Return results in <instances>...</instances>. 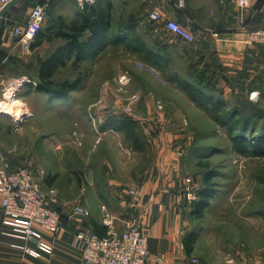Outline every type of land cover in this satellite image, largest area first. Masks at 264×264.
Instances as JSON below:
<instances>
[{"label": "rangeland", "instance_id": "obj_1", "mask_svg": "<svg viewBox=\"0 0 264 264\" xmlns=\"http://www.w3.org/2000/svg\"><path fill=\"white\" fill-rule=\"evenodd\" d=\"M121 2H117V13L124 10ZM128 4L141 13V31L149 43L155 35H161L162 25L149 20L155 6L151 0H130ZM68 8L69 12L76 9L72 5ZM184 19L185 23H179L193 31L197 38L196 25L186 16ZM175 39L169 34L167 40L176 46L177 55L167 70L154 68L142 56L125 48L110 49L97 63L82 64L77 73L68 65L59 73L60 78L74 77L78 73L83 78V84L72 99L50 103L49 97L44 95L31 96L33 117L16 125L13 122L11 131L0 128V142L12 154L39 160L48 167L39 177L50 174L57 178L54 188L46 190L58 199L59 209L62 203L72 207L86 203L90 207V177L98 175L94 165L99 160L107 157L116 175L130 179L135 172V162L137 168L141 163L147 164L150 152L158 144L156 138L158 142L162 132H175L174 135L179 136L175 135L173 142L177 146L184 145L185 149L181 151L187 165L185 176L194 178L199 193L209 168L217 189L202 218H190L196 260L202 259L205 264H245L246 260L258 259L262 263L264 157L239 154L230 131L217 123L212 113L195 103L178 84V78L196 82L188 66L205 59L195 57L200 50L198 40L188 44ZM178 52L186 54V58ZM209 67V75L214 76L219 90L217 97L227 110L236 107L242 115H259L254 117V132L264 135V91L253 97L254 93L247 92L245 80H226L220 69ZM123 76L126 79L122 80ZM134 95L140 96V102L134 112L128 114L125 111ZM112 116H128L137 121L142 150H137L124 133L110 128L108 121ZM101 131H117L119 135ZM96 141L98 147L94 151L92 144ZM55 145H61L60 152L54 151ZM183 194L188 202L185 184Z\"/></svg>", "mask_w": 264, "mask_h": 264}, {"label": "crops", "instance_id": "obj_2", "mask_svg": "<svg viewBox=\"0 0 264 264\" xmlns=\"http://www.w3.org/2000/svg\"><path fill=\"white\" fill-rule=\"evenodd\" d=\"M159 1L151 0V3L155 5L153 9L162 11L164 20L174 19L185 23L186 16L196 25L200 47L196 58H204L212 67L220 69L226 80H245L247 92L254 93L253 97L264 91V49L252 43L248 36L252 30L264 29V0H251L244 11L238 8L237 0H185L186 9L182 14L169 3ZM35 3L36 0L22 1L10 10L5 20L0 41V102L9 103L8 109L12 114L8 113L0 119L2 131H11L13 122L16 125L33 117L31 96L49 97L36 91L34 78L37 57L46 55L52 45L44 43L32 50L30 45L33 42L27 45L8 34V28L27 21ZM165 3L167 5H160ZM67 9L64 2L55 1L48 13L55 11L57 15L72 19L74 12ZM171 37L175 39L172 33ZM47 100L53 103L50 98ZM16 103L19 105L13 107ZM101 132L119 135L117 131ZM164 132L158 142L156 138L158 144L150 152L147 164L144 166L141 163L137 168V162L134 163L135 172L130 179L116 175L107 157L95 163L94 169L98 168L99 173L90 177V207L83 203L89 207L91 215L89 218L77 217L72 206L59 205L62 229L56 236L44 233L45 238L53 244L51 254L43 253L41 257L33 258L15 248V245L25 242L13 235V227L6 222L0 197V264H84V245L76 243V235L86 230L106 236L109 228L103 223L105 213L121 219L115 223L118 232L125 230V222L133 219L141 221L143 231L149 238L150 255L146 264H205L202 259L194 263L196 256L186 247L187 237L192 232V209L183 194L187 174L185 154H181V151H185L184 145L180 142L181 145L177 146L173 142L179 136H175V132ZM97 143L92 144L94 151ZM102 146L107 145L102 143ZM60 149L61 145H55V152ZM0 150L5 153L13 170L30 160L25 159L24 155L12 154L1 142ZM31 160L36 163L41 176L48 167L39 160ZM41 180L46 190L54 188L57 178L47 174ZM131 189L136 190V195L129 194ZM250 262L264 264L258 259L246 260L245 264Z\"/></svg>", "mask_w": 264, "mask_h": 264}, {"label": "trees", "instance_id": "obj_3", "mask_svg": "<svg viewBox=\"0 0 264 264\" xmlns=\"http://www.w3.org/2000/svg\"><path fill=\"white\" fill-rule=\"evenodd\" d=\"M55 1L64 2L66 7L69 5L75 7L74 17L69 19L57 15L55 11L48 13ZM119 1L94 0L92 3L86 1L81 5L76 1L51 0L42 29L30 45L32 50H36L44 43L52 45L51 51L37 57L35 62L37 71L34 80L37 92L48 95L53 102L70 101L73 93L83 84V78L79 73L74 77L70 75L60 78L61 70L71 65L77 73L82 64L87 61H90V64L97 63L112 48H125L137 53L158 70H167L171 67L173 57L177 55L175 53L177 48L167 40L171 32L165 28V20L156 23L149 19L163 27L161 35L158 34L157 37L155 35L154 40L149 43L141 31L142 21L139 19L141 13L136 7H129L130 0H122L120 5L124 10L117 13ZM176 11L181 13L179 10ZM151 36H154V33H151ZM175 38L179 39L176 36ZM178 53L182 58L187 56L182 52ZM209 66L206 60L188 66V72L196 77V82L177 77L174 79L178 80V84L195 103L208 109L216 122L230 131L234 148L239 154L264 157V135L261 133L257 135L254 132V117L259 115H242L236 107L227 110L225 104L217 97L219 90L214 76L209 75L211 71ZM108 124L110 128L124 133L137 150L144 148L141 135L137 131V121L128 116H112ZM206 170L208 171L204 175L203 185L198 193L199 198L190 203L191 216L198 219L202 218L217 193L215 183L212 181V171L209 168ZM186 247L188 252H193V234L188 235Z\"/></svg>", "mask_w": 264, "mask_h": 264}, {"label": "built area", "instance_id": "obj_4", "mask_svg": "<svg viewBox=\"0 0 264 264\" xmlns=\"http://www.w3.org/2000/svg\"><path fill=\"white\" fill-rule=\"evenodd\" d=\"M12 0H0V11ZM83 4L88 0H70ZM173 6L175 10L184 11L185 0H163ZM251 0H237L240 10H246ZM51 0H36L27 21L8 28V34L18 38L24 44L34 42L36 35L42 29L46 20L47 7ZM151 21L163 22V13L159 8L149 13ZM165 28L185 43H194L196 34L183 24L174 19L165 20ZM217 35V34H216ZM249 40L264 49V29L249 32ZM126 79L125 76L122 80ZM140 96L130 98L127 110L132 114ZM8 104L0 102V119L8 114ZM39 169L33 160H28L24 165L13 170L11 163L4 152L0 150V197L6 222L12 225L13 235L25 242L15 245L28 256L39 258L43 253L51 254L53 244L49 242L44 233L56 236L62 229L61 215L58 209V199L51 196L44 189L38 174ZM187 200L192 203L199 198L197 184L192 176H187L184 181ZM130 195H136V190L131 189ZM73 212L77 217L89 218L90 209L82 204L76 205ZM117 216L105 213L103 223L109 228L106 236L95 232L81 230L76 235V243H83L84 264H146L150 255L149 238L144 233L142 223L138 219L125 222L126 228L122 232L116 231ZM194 263L198 261L193 260Z\"/></svg>", "mask_w": 264, "mask_h": 264}, {"label": "water", "instance_id": "obj_5", "mask_svg": "<svg viewBox=\"0 0 264 264\" xmlns=\"http://www.w3.org/2000/svg\"><path fill=\"white\" fill-rule=\"evenodd\" d=\"M22 1L25 0H12L8 5H6L1 11H0V41H1V37L4 31V27H5V20L6 17L8 15V13L10 12V10L15 7L16 5H18L19 3H21Z\"/></svg>", "mask_w": 264, "mask_h": 264}, {"label": "bare ground", "instance_id": "obj_6", "mask_svg": "<svg viewBox=\"0 0 264 264\" xmlns=\"http://www.w3.org/2000/svg\"><path fill=\"white\" fill-rule=\"evenodd\" d=\"M12 102V101H11ZM9 104V103H8ZM10 105V104H9ZM16 105H19L18 103H16L15 105H13V107H15ZM10 107V106H9ZM19 107V106H18ZM16 109V108H15ZM16 111H17V109H16ZM7 113H11V111L9 110V112H7ZM12 114V113H11ZM16 116V115H15Z\"/></svg>", "mask_w": 264, "mask_h": 264}]
</instances>
